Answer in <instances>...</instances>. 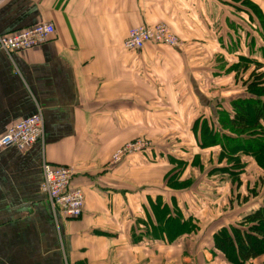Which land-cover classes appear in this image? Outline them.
Returning <instances> with one entry per match:
<instances>
[{"label": "crops", "instance_id": "0c3cea01", "mask_svg": "<svg viewBox=\"0 0 264 264\" xmlns=\"http://www.w3.org/2000/svg\"><path fill=\"white\" fill-rule=\"evenodd\" d=\"M243 1L264 18V0H0V36L54 27L38 48L0 50V136L36 107L44 121L43 142L0 155V264L193 263L194 235L159 236L156 215L192 212L166 176L198 151V117L230 97L208 40L240 33ZM158 23L185 43L123 48L130 28ZM137 139L156 148L112 164ZM43 161L72 169L71 187L84 192L79 218H54L40 191Z\"/></svg>", "mask_w": 264, "mask_h": 264}, {"label": "rangeland", "instance_id": "374dc122", "mask_svg": "<svg viewBox=\"0 0 264 264\" xmlns=\"http://www.w3.org/2000/svg\"><path fill=\"white\" fill-rule=\"evenodd\" d=\"M244 3L243 1L241 4L240 33L236 32L234 36L226 33L223 39L208 40L214 50L213 52L220 51L221 53L220 57L218 55L213 57L215 58L214 64H216L215 68L219 67L220 74L227 78L226 95L230 97H228L229 99L225 102V105L221 104L224 105L221 107V111L210 109L203 116L198 117L195 121L197 122L196 127L194 125L197 141V147L195 148H198V151H192L188 154L184 152L190 156L189 162H172V169L168 170L166 176L167 180H170L169 186L173 187L171 190L178 192L179 206L181 205L180 198L186 199L185 196H187L188 206L190 200H192V212L187 213L192 216L195 223L190 222L186 228L189 232L184 236L186 240H189L188 238L194 235L195 246L192 248L194 261L192 264H225L223 258L219 255L215 256L212 251V234L221 226L240 222L244 214H248L257 207L264 205V169L259 163L255 162L254 158L252 159L240 152L235 153L234 156L240 159L241 167L238 168L234 166V163L227 161L221 162V165L210 161V152L216 151H211V149H214L213 147L204 148L202 154L203 165L201 166L196 155L199 154L200 149H203L200 148L201 143L211 142L199 128L202 126L200 119L205 117L208 124L215 123V125L224 126L222 120L228 118L231 103L248 97L244 83L253 72V68L263 66L264 69V18L256 7H250ZM249 13L252 16L249 17ZM179 41L180 45H183L186 40L179 38ZM226 110L228 111L225 113ZM229 128L227 125L224 126V130ZM248 132H251L250 128L244 131L243 134L247 135ZM253 132H255V129H253ZM236 134L239 135V132ZM218 139L219 136L216 138V142ZM148 141L150 140L148 139ZM150 142V147L138 154L152 152L156 146L152 141ZM176 153L181 154V152ZM217 166H221L219 167L220 170H213ZM166 185L168 186L167 181ZM189 192H192L190 194L192 197L182 195ZM194 227L196 229H193ZM151 236L155 235L151 234ZM204 255L210 259H205ZM263 262L264 257H261L246 264H263Z\"/></svg>", "mask_w": 264, "mask_h": 264}, {"label": "trees", "instance_id": "16d2710c", "mask_svg": "<svg viewBox=\"0 0 264 264\" xmlns=\"http://www.w3.org/2000/svg\"><path fill=\"white\" fill-rule=\"evenodd\" d=\"M244 85L248 97L233 101L230 105L228 118L222 120V123L230 127L229 129L224 130L225 125L208 124V120L200 121L202 124L199 127L201 132L211 141L207 144L201 143L200 148L213 147L218 150L216 158L218 165L227 161L240 168V159L234 156L235 153L240 152L245 156L254 158L255 162L259 163L264 169L263 66L253 68V72ZM195 124L197 125V122ZM249 128L251 132L244 135L243 132ZM253 129H255V132H253ZM237 132H239V135L236 134ZM218 136L219 139L216 142ZM224 141L225 143H223ZM219 167L221 166H217L213 170H217ZM169 182L168 179V187L173 188L169 186ZM156 220L158 225L155 226L154 231L159 233V236L162 234L170 239L188 233L187 226L190 222L195 223L192 216L184 218L180 211L172 216H165V213L159 212L156 215ZM193 229H196V227ZM211 244L215 256H221L227 264H246L264 257V205L257 207L248 214H244L240 222L226 224L216 229L211 236Z\"/></svg>", "mask_w": 264, "mask_h": 264}, {"label": "built area", "instance_id": "2783aa9c", "mask_svg": "<svg viewBox=\"0 0 264 264\" xmlns=\"http://www.w3.org/2000/svg\"><path fill=\"white\" fill-rule=\"evenodd\" d=\"M54 34L51 23L37 24L26 30L10 35L0 36V50L10 58L14 53H23L45 44ZM177 48L180 46L177 38L164 23L153 26L140 25L130 28L123 41V48L129 51H139L146 44ZM44 121L40 108L25 119L11 126L0 136V155L7 148L25 151L38 142H43ZM148 140H134L114 151L112 164L121 163L127 156L141 153L150 147ZM42 181L40 191L45 196L49 208L56 219L57 215L67 219H77L82 214L84 192L80 188H72L73 171L68 166H52L41 163Z\"/></svg>", "mask_w": 264, "mask_h": 264}]
</instances>
